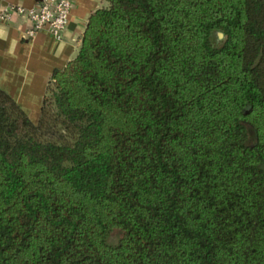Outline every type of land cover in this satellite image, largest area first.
<instances>
[{"label": "trees", "instance_id": "16d2710c", "mask_svg": "<svg viewBox=\"0 0 264 264\" xmlns=\"http://www.w3.org/2000/svg\"><path fill=\"white\" fill-rule=\"evenodd\" d=\"M0 264H264V0H106L38 121L0 87Z\"/></svg>", "mask_w": 264, "mask_h": 264}, {"label": "crops", "instance_id": "0c3cea01", "mask_svg": "<svg viewBox=\"0 0 264 264\" xmlns=\"http://www.w3.org/2000/svg\"><path fill=\"white\" fill-rule=\"evenodd\" d=\"M40 1L0 0V87L8 91L34 121L39 119L52 72L64 67L76 55L91 12L106 4V0H73L62 39L47 30L28 37L25 30L30 20L25 14L13 13L9 19L1 17L10 5L31 7Z\"/></svg>", "mask_w": 264, "mask_h": 264}, {"label": "built area", "instance_id": "2783aa9c", "mask_svg": "<svg viewBox=\"0 0 264 264\" xmlns=\"http://www.w3.org/2000/svg\"><path fill=\"white\" fill-rule=\"evenodd\" d=\"M72 7L73 0H41L31 7L22 4L10 5L1 17L9 19L13 13L25 14L30 20V26L25 30L28 37L34 36L40 30H47L57 39H62L68 27Z\"/></svg>", "mask_w": 264, "mask_h": 264}, {"label": "rangeland", "instance_id": "374dc122", "mask_svg": "<svg viewBox=\"0 0 264 264\" xmlns=\"http://www.w3.org/2000/svg\"><path fill=\"white\" fill-rule=\"evenodd\" d=\"M215 40L219 42L220 38H217L215 35ZM120 235H121V231L119 229H116L109 235L108 241L111 243H116L119 240Z\"/></svg>", "mask_w": 264, "mask_h": 264}, {"label": "water", "instance_id": "95a60500", "mask_svg": "<svg viewBox=\"0 0 264 264\" xmlns=\"http://www.w3.org/2000/svg\"><path fill=\"white\" fill-rule=\"evenodd\" d=\"M220 35H223V33H222V32H220Z\"/></svg>", "mask_w": 264, "mask_h": 264}]
</instances>
